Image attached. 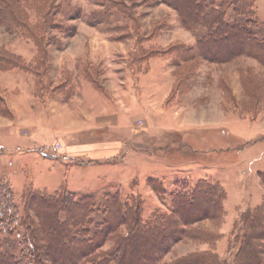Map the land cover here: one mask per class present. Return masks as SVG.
Segmentation results:
<instances>
[{
    "label": "rangeland",
    "instance_id": "obj_1",
    "mask_svg": "<svg viewBox=\"0 0 264 264\" xmlns=\"http://www.w3.org/2000/svg\"><path fill=\"white\" fill-rule=\"evenodd\" d=\"M250 1V17L230 9L227 21L244 40L252 34L257 55L224 62L211 60L199 44L206 28L184 20L171 0H0V58L26 63L0 62V185L11 188L19 214L13 233L0 226L6 263L39 264L36 245H22L32 222L42 231L50 224L39 204L72 200L77 210L91 201L83 226L72 228L69 207L58 222L72 226L76 242L86 233L94 241L116 200L140 203L142 224L152 227L155 216L179 217V201L197 183L225 190L224 217L166 240L163 264H205L206 255L239 263L241 214L264 203V0ZM3 2L15 7L11 16ZM17 16L49 33L28 38L10 23ZM116 234L97 255L117 250ZM46 235L55 236L44 253L56 264L58 236Z\"/></svg>",
    "mask_w": 264,
    "mask_h": 264
},
{
    "label": "trees",
    "instance_id": "obj_2",
    "mask_svg": "<svg viewBox=\"0 0 264 264\" xmlns=\"http://www.w3.org/2000/svg\"><path fill=\"white\" fill-rule=\"evenodd\" d=\"M171 1L173 7L182 14L184 20H187L195 26L201 25L206 28L207 33L203 36L199 44L204 48V51L210 56L211 60L228 62V56L235 58L240 55H257V44L254 37L251 36L252 34L248 31V40H244L240 33V25H231L232 19L229 22L227 21L230 9H232L233 17H250L253 7V3L250 0H224L218 9L213 6L214 0H210V3L205 0ZM3 4L6 7L5 10H2L5 12L4 16H11L9 12L13 11L14 13L15 7L12 10L9 3L3 2ZM234 14L237 16H234ZM39 15L42 17L43 23H47L50 19V13L45 12L43 9L42 12H39ZM10 23L18 28H20V25L25 35L36 41H42L44 34L49 33L45 29V26H43V23L40 22L37 25H30L27 21L22 22L18 19V16L11 18ZM211 45L213 46L211 47ZM239 48V52L235 53ZM227 51L231 53L222 57L221 54ZM6 56L9 57L4 58L5 60L0 58V62H2L5 68H14V60L19 61L21 64L24 62L17 55H12L7 52ZM25 64H22L24 65L23 68H26ZM262 183H264V178L262 179ZM191 188L193 190L189 189L187 192L192 191V196L185 193L184 198H181L179 201L177 209L180 210L179 217L177 215L164 216L163 218L161 216H155L152 227H146L142 224L140 203L133 201L132 204L134 205H132L124 202L120 198L116 200L115 205L110 204L109 207L107 206V211L104 213L107 216V220H104L98 225L99 228H105L103 235H100L97 231L94 241H89L87 237L88 233H86L83 236L84 239L79 242H76V238L73 236L70 228L72 226L73 229L83 226L86 217H89L88 209L93 207V205L90 206L89 204L91 201H88L84 206H80L78 202L77 204H79L80 208L77 210L73 209L72 200L59 201L62 203L60 206L57 204L58 201H52L47 204L48 206L39 204L36 207L34 202L29 200L30 195L25 197L26 192L24 201L29 202L26 205L27 209L34 211L31 207H36V209L42 208V217L45 211L49 216L50 224L48 226L46 225L47 228L42 231L39 226L37 227L32 222L27 228L28 235L23 239L24 242H22V245L25 246L26 251L32 244L36 245L39 264H49L47 255L44 252L49 250L52 245L55 247L54 244L48 242L49 239L51 241V238L55 237L54 235L58 236L56 244L59 248V252L55 256L56 264L61 262L68 264L69 261L66 260L72 252H74L73 260L75 262L73 264H118V262H113L115 259L119 261V264H163L164 258L169 253L170 248L166 251L163 249V243L166 240L170 244L176 243L177 241L173 240L174 235L177 234L183 239V234H186L190 227L200 224L208 217L214 219L224 217V202L226 201L227 195L220 185L197 183L195 187ZM68 196L66 195V197ZM60 207L63 209L69 207V210L72 211L70 217V221L73 222L72 226L63 225L58 222L61 213ZM18 215V207L15 204L14 193L7 183L1 184L0 226L2 228L7 225L11 226V232L13 233L15 225L18 222ZM124 215L126 219H124ZM241 215L245 227V235L243 237L244 247L239 248L238 252L240 259L238 264H264V203L252 210L245 211ZM127 225V233L125 235L120 234V227ZM114 233H117L114 237L118 243L117 250L110 253L101 252L97 255L96 251L102 250L103 243L105 241L107 242V240L109 241L111 237L109 238L108 236ZM46 234H51L54 237ZM98 239L99 242H97ZM72 243L74 244V248H76L75 251L71 250ZM128 251L130 252L129 254ZM5 255L0 251V264H8V262L6 263L3 260L5 259ZM207 256L211 260L206 259L205 264H218L220 262L213 255ZM202 260L201 257H191L182 259L176 264H202Z\"/></svg>",
    "mask_w": 264,
    "mask_h": 264
},
{
    "label": "crops",
    "instance_id": "obj_3",
    "mask_svg": "<svg viewBox=\"0 0 264 264\" xmlns=\"http://www.w3.org/2000/svg\"><path fill=\"white\" fill-rule=\"evenodd\" d=\"M60 159V158H59Z\"/></svg>",
    "mask_w": 264,
    "mask_h": 264
}]
</instances>
